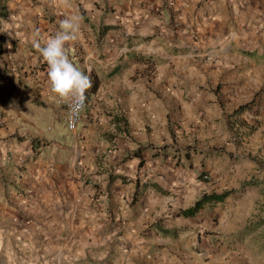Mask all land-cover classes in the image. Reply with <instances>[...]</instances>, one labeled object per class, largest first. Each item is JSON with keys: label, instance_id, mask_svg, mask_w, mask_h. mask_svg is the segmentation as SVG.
<instances>
[{"label": "crops", "instance_id": "obj_1", "mask_svg": "<svg viewBox=\"0 0 264 264\" xmlns=\"http://www.w3.org/2000/svg\"><path fill=\"white\" fill-rule=\"evenodd\" d=\"M2 9L0 176L26 193H16L20 207L47 203L37 209L61 218L50 231L65 235L64 249L96 250L98 261L198 264L191 255L200 242L196 214L179 212L207 192L198 176L216 150L192 145L199 164L184 168L165 159L163 143L171 138L160 132L184 123L182 130L193 137L199 131L194 118L213 122L217 116L209 102H227L228 112L248 104L238 112L264 114V0H10ZM67 16L81 18L79 39L67 44L70 58L101 80L96 92L88 90L83 125L97 116L92 102H110L126 128L114 132L103 166L96 160L110 139L96 122L79 138L64 140L35 126L36 113L29 115L43 107L66 128V110L34 42L54 35ZM24 122L37 128L26 129ZM141 145L147 146L142 165L139 156L125 159ZM9 148L16 152L12 161ZM159 221L167 232L147 229Z\"/></svg>", "mask_w": 264, "mask_h": 264}, {"label": "rangeland", "instance_id": "obj_2", "mask_svg": "<svg viewBox=\"0 0 264 264\" xmlns=\"http://www.w3.org/2000/svg\"><path fill=\"white\" fill-rule=\"evenodd\" d=\"M259 92L251 98L256 99ZM262 99L260 97L259 102H264ZM109 103L92 102L97 116L81 126L76 136L63 126L57 116L55 120L48 118L43 107H33L29 115L36 113L38 121H35V126L50 135L60 134L64 140L79 138L87 126L96 122L110 139L108 149L102 158L96 160L103 166L107 162L106 156L115 146L112 141L114 132L126 129L120 128L117 115L113 114L115 108ZM214 103H220L221 107L214 106ZM208 104L217 116L213 122L202 117L194 118L193 124L198 125L199 131L193 137L192 131L182 130L184 123L173 122L178 124V130L169 125L165 130L167 134H163L162 129L160 132L161 138H166L165 135L171 138L168 143H163L165 159L175 164L179 162L184 168H193L200 161L199 155L185 153L187 146L216 150V154L207 161L208 169L202 171L198 178L208 186L207 192L232 191L224 201L207 204L192 218L193 227L200 237L198 246H192V259L198 264H264V114L261 110L250 112L252 109L241 113L238 112L239 107L228 112L224 107L227 105L225 101ZM168 110L171 111L170 106ZM174 115V112L168 113L169 121ZM23 127L29 130L37 128L25 122ZM177 133L182 135V139ZM15 156V150L9 148L8 160L12 161ZM16 166L19 171L23 170V162ZM8 180L0 176V190L5 189L7 194L0 195V264H85L98 261L96 250L83 254H79L75 247L65 250V235L57 236L50 231L53 223L62 221L61 218L50 219L46 210L37 209H43L47 203H40V206L27 203L20 207L18 197L21 195L18 194L25 196L26 193ZM245 182L254 183L233 192ZM85 257L87 261H84ZM111 263L112 260L105 264Z\"/></svg>", "mask_w": 264, "mask_h": 264}, {"label": "clouds", "instance_id": "obj_3", "mask_svg": "<svg viewBox=\"0 0 264 264\" xmlns=\"http://www.w3.org/2000/svg\"><path fill=\"white\" fill-rule=\"evenodd\" d=\"M80 32L81 18L67 16L60 21V29L54 35L44 37L42 42L36 40L34 46L47 63L51 90L61 98L75 99L82 105L92 81L90 75L73 62L67 49L68 42L79 39Z\"/></svg>", "mask_w": 264, "mask_h": 264}, {"label": "trees", "instance_id": "obj_4", "mask_svg": "<svg viewBox=\"0 0 264 264\" xmlns=\"http://www.w3.org/2000/svg\"><path fill=\"white\" fill-rule=\"evenodd\" d=\"M10 0H0V18L1 17H6L7 12L5 10L2 9V3L3 2H8ZM2 36V33H1ZM0 49H1V44H0ZM247 55H252V52L250 51H245L244 52ZM143 59V58H141ZM47 63L44 61V63L42 64L43 67H46ZM91 81H92V86L88 89L91 93H94L98 90L100 84H101V80L97 77L94 76L92 78V76H90ZM248 104H243L240 106V110H244L247 107ZM36 141V138H33V143ZM36 146V145H35ZM147 149V146H139L138 148H136L135 150H133L132 152H130L125 159L134 157V156H139L141 157V162L140 165L143 164L144 159L142 158V153L143 151H145ZM192 150H196V148H194L193 146H188L185 148V153L188 155L191 153ZM122 177V176H121ZM124 177V176H123ZM254 182H245L242 187H240L238 190H235L233 192H238L241 190H244L245 188H247L248 186L253 185ZM232 191H224V192H204L196 201L195 203L187 208V209H182L180 210L179 214H183L185 216H194L201 208L205 207L207 204H217L219 202H222L225 200V198L230 195ZM167 232L168 228H163L162 227V223L161 221L157 222L156 224H153L152 226H149L147 229H150L152 227H159ZM243 233V232H242ZM244 233H248V232H244ZM245 235V234H244ZM111 258L108 257L106 260L104 261H94V262H89V263H85V264H105L106 262L110 261Z\"/></svg>", "mask_w": 264, "mask_h": 264}, {"label": "built area", "instance_id": "obj_5", "mask_svg": "<svg viewBox=\"0 0 264 264\" xmlns=\"http://www.w3.org/2000/svg\"><path fill=\"white\" fill-rule=\"evenodd\" d=\"M56 101L59 102L66 110V128L74 136L77 135L86 117V111L90 104L88 98V90L86 99L82 105L75 99H64L56 94ZM79 105V106H78Z\"/></svg>", "mask_w": 264, "mask_h": 264}]
</instances>
